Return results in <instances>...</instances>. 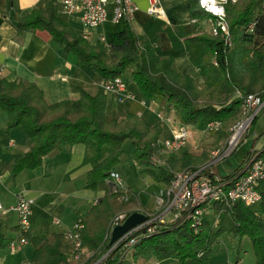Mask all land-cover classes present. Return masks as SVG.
I'll return each mask as SVG.
<instances>
[{
    "label": "trees",
    "instance_id": "obj_1",
    "mask_svg": "<svg viewBox=\"0 0 264 264\" xmlns=\"http://www.w3.org/2000/svg\"><path fill=\"white\" fill-rule=\"evenodd\" d=\"M187 1L193 20L205 22L212 18L202 10L199 0ZM226 14L232 42L253 46L247 82L238 75L232 62L233 52L221 35L215 37L201 33L188 37L182 29H177L187 42L202 46L201 64L206 71V81L201 85L178 73L172 59H162L149 42L135 33L128 19L123 22V31L113 37L109 49L102 43L92 44L74 36L71 26L60 20L55 0L47 1L45 8L35 9L28 17L15 16L14 23L20 32H48L64 53L74 54L82 65L92 68L105 80L124 79L126 73H130L131 81L144 100L168 105L185 126L202 131L211 122H221L223 128L214 134L219 142L228 138L229 130L240 120L242 101L235 99L236 93L247 95L264 91V0L229 3ZM252 23L255 26L250 33ZM0 110L9 116L7 131L22 128L31 140L28 153L15 161L14 178L25 170L41 168L45 157L55 150L93 142L110 147L114 153L88 173L86 188L92 191H97L120 164L127 141L141 152L139 162L142 165L151 166L156 157L171 167L170 174H162L168 184L178 172L208 163L204 162L207 159L204 154L197 157L184 153L180 159L163 154L159 147L162 128L152 130L137 116L129 114L124 120L109 121L104 93L92 97L81 91L79 101L48 105L44 93L36 85L0 78ZM260 157L264 160V149L260 151ZM240 168L221 178L231 180ZM258 191L262 201L253 208L242 203L230 207L215 205V213L221 214L216 229L212 221H207L198 235L188 226L158 228L155 235L140 241L124 258V246L118 245L112 250L111 222L121 213L130 217L142 211L137 208L135 194L129 191L130 201L125 203L121 201V195L111 193L106 186L105 196L92 207L85 219L78 220L84 226L81 232L83 246L91 255L85 256L80 264H134L141 259L162 262L173 257L179 259L178 264H209L214 246L225 234L248 237L257 264H264V181ZM22 238L33 246L31 264H73L71 247L63 234L34 237L29 233ZM200 253H203L202 257H199Z\"/></svg>",
    "mask_w": 264,
    "mask_h": 264
},
{
    "label": "crops",
    "instance_id": "obj_2",
    "mask_svg": "<svg viewBox=\"0 0 264 264\" xmlns=\"http://www.w3.org/2000/svg\"><path fill=\"white\" fill-rule=\"evenodd\" d=\"M132 2L137 7L130 22L135 33L149 42L162 59H172L178 73L193 78L201 85L204 84L206 71L201 64L202 46L187 42L177 33L179 28L188 37L202 33L199 24L204 22H194L190 15L189 2L162 0L166 14L162 19L149 16L148 0ZM46 4L45 0H0V78L9 82L23 81L36 85L44 93L48 105L79 101L81 91L92 97L104 93L107 96L106 114L109 121L124 120L129 114L137 116L152 130L162 128L160 141L169 139L174 130L185 126L179 122L168 105L144 100L131 81L130 73L124 76L127 83L125 93H105L103 84L106 80L92 68L82 65L74 54L64 53L48 32L18 31L14 23L15 16L28 17L35 9L45 8ZM58 10L60 20L71 26L73 35L92 44L98 43L102 37L112 42L113 37L123 31V24L113 23L112 14L103 26L86 30L79 15L69 18L60 13L59 6ZM117 26L120 28L117 29ZM8 123V114L0 110V205L3 208V212L0 211V264H31L33 246L19 245V219L13 211L19 197L24 196L34 201L32 236L64 234L71 231L78 220L85 219L92 207L105 196L106 181L99 185L97 191L86 188L88 173L109 158L114 150L94 142L89 145L64 147L45 157L41 168L34 171L25 170L14 178L12 171L15 161L19 156L28 153L31 140L22 128L7 131ZM190 129L191 138L182 152L166 154L167 156L174 155L176 159H180L184 153L199 155L194 153L193 148L196 146L194 138L199 137L197 134L201 132L193 127ZM130 144L131 149H127L128 152L124 145L121 162L114 171L120 175L128 193L130 191L136 195L137 208L142 212H152L156 207V196L168 186L162 174H170L168 171L172 172V169L162 160L161 165L156 166L162 168L161 171L142 165L139 162L141 152L136 151L132 143ZM244 163L245 160L238 169L242 168ZM161 182L166 186H160ZM143 184L146 192L142 190L140 195L137 189ZM57 220L60 225L55 223ZM234 237L239 241L237 255L233 256L228 249L226 252L221 251L217 264H257L251 240L248 237ZM13 244L18 248V254L16 252L14 256L10 255V247ZM169 261L171 259L162 262L156 259H141L134 264H169Z\"/></svg>",
    "mask_w": 264,
    "mask_h": 264
},
{
    "label": "built area",
    "instance_id": "obj_3",
    "mask_svg": "<svg viewBox=\"0 0 264 264\" xmlns=\"http://www.w3.org/2000/svg\"><path fill=\"white\" fill-rule=\"evenodd\" d=\"M50 1V0H45ZM60 8V13L66 17L73 18L80 16L82 24L86 30L103 26L112 14L114 24H123L125 19L130 22L137 7L132 0H55ZM148 14L154 18H165V11L162 7V0H148ZM238 0H207L200 7L212 18L208 19L210 34L218 37L221 35L226 39L229 47L232 39L227 24L226 6L229 3L236 4ZM112 8V10H110ZM111 12V13H110ZM197 23V21H194ZM207 23V22H205ZM255 24L249 26V32L253 33ZM99 43L110 48V42L104 37ZM214 64L217 66L216 60ZM105 93L121 95L127 91V83L122 77L106 80L103 84ZM235 99L242 101L240 120L230 129V136L222 149L212 153V161L196 169H186L178 172L168 184L167 188L157 196L156 207L152 212H140L147 220L127 233L117 245L124 246V258L130 253L132 248L140 241L149 238L157 233L158 228L165 226L181 227L188 226L195 235L200 234L207 221H212L213 228H217L221 214L215 213V205H225L230 207L236 203H242L246 207H256L262 201V196L258 191L260 184L264 181V160L260 157V152L253 150L244 166L236 172L235 177L227 181L217 176L213 172L216 163L228 159L240 146L244 136L248 133L259 116L264 114V91L257 94L243 95L237 92ZM163 119V118H162ZM223 128L221 122L209 123L202 132L214 135ZM191 138L190 126H183L180 130H174L172 136L164 141H159V147L164 154H176L182 151ZM152 166H160L161 161L153 158ZM106 185L111 193L121 195V201L128 203L130 200L128 191L117 174L106 180ZM34 201L24 196L19 197L18 203L13 211L19 219V245H26L28 241L22 237L32 230V214ZM0 211L3 208L0 205ZM129 218L128 214L121 213L111 222V233L115 227L123 225ZM60 225V221H55ZM84 226L79 221L71 231L63 235L71 246V261L73 264H80L88 255L83 246L81 232ZM11 252H17L15 244L10 247ZM203 253L199 254L202 257ZM102 261V260H101ZM100 261V262H101ZM99 262V263H100Z\"/></svg>",
    "mask_w": 264,
    "mask_h": 264
},
{
    "label": "rangeland",
    "instance_id": "obj_4",
    "mask_svg": "<svg viewBox=\"0 0 264 264\" xmlns=\"http://www.w3.org/2000/svg\"><path fill=\"white\" fill-rule=\"evenodd\" d=\"M110 10H112V8H110ZM205 22H207V23H205ZM205 22H204V24H202V23L199 24V29L202 33H209L210 34L209 22L208 21H205ZM202 27H205V29ZM118 28H120V26H117V29ZM230 49L233 52L232 62H233L234 67L238 71V75L240 77H244L245 82H247L249 80V77H250V75H249L250 71H249L248 67L250 65L249 63L252 61V58H253V46H251V45H246V46L236 45V43L232 42ZM126 74H128V72ZM126 80H128V79H126ZM258 92H261V90ZM196 130H198V129H196ZM198 131H200L201 134L198 133L197 136H199V137L194 138V140L196 141V146H195L196 148L194 147L193 150H194L195 154H199V155H195V156L201 157L204 154L205 156H207V159H205L204 162L210 163L213 160L212 159V157H213L212 153L217 152V150L222 149V147L226 144L228 138L226 140H221L218 142L217 136L210 135V134L205 133V132L202 133L201 130H198ZM228 135L230 136V130L228 132ZM130 143L131 142L126 143V145H125L126 151H127V149H131ZM263 146H264V114L263 115L261 114L259 116V118L256 120V122L253 125H251L248 133L244 136L240 146L236 149V151L228 159L222 160L221 162L215 164V166L213 167L214 173L220 177H225V176H228L230 174L235 173V171L238 169L240 164L252 152L251 150H257L258 152H260L261 150L264 149ZM180 152H182V151H180ZM152 167H154V166H152ZM154 168H156V166ZM156 169L161 171L162 168L160 169V167H158ZM168 173H171V172L168 171ZM114 174L117 175V173L115 171H114ZM136 183L137 182L134 181L135 186H137ZM144 185L145 184H143L142 187H138L140 189H137V192L140 193V195L142 194V192H146ZM159 185L163 186V187L166 186L165 183H163V182L159 183ZM166 188H167V186L165 187V189ZM150 194H152V193H150ZM160 194H161V191L159 192L158 195H160ZM144 195L147 196L146 194H144ZM156 199H157V196H156ZM154 206H155V204H154ZM223 236L224 237H222L220 242L218 240L217 244L214 246L213 255L209 259L210 264H217V260H219L221 257V254H220L221 251L226 252L228 249L230 252H232L233 256L237 255V251L239 250V248H238L239 241L236 240L234 236H230L228 234L227 235L225 234ZM86 251H88L87 248H86ZM132 252L133 251L131 250L130 254ZM11 254H13V253H11V251H10V255ZM14 254H16V253H14ZM14 254H13V256H14ZM17 254H18V252H17ZM10 255L7 254V256H10ZM87 257H88V255H87ZM178 261H179V259L177 257H173V258H171V261H169V264H173V263L178 262Z\"/></svg>",
    "mask_w": 264,
    "mask_h": 264
},
{
    "label": "water",
    "instance_id": "obj_5",
    "mask_svg": "<svg viewBox=\"0 0 264 264\" xmlns=\"http://www.w3.org/2000/svg\"><path fill=\"white\" fill-rule=\"evenodd\" d=\"M147 220L146 216L141 213L132 214L123 225L115 227L112 231L111 246H115L130 231L143 224Z\"/></svg>",
    "mask_w": 264,
    "mask_h": 264
},
{
    "label": "clouds",
    "instance_id": "obj_6",
    "mask_svg": "<svg viewBox=\"0 0 264 264\" xmlns=\"http://www.w3.org/2000/svg\"><path fill=\"white\" fill-rule=\"evenodd\" d=\"M202 3H207V0H202Z\"/></svg>",
    "mask_w": 264,
    "mask_h": 264
}]
</instances>
